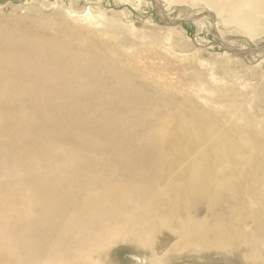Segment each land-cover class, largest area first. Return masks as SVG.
I'll return each mask as SVG.
<instances>
[{
    "label": "bare ground",
    "instance_id": "obj_1",
    "mask_svg": "<svg viewBox=\"0 0 264 264\" xmlns=\"http://www.w3.org/2000/svg\"><path fill=\"white\" fill-rule=\"evenodd\" d=\"M68 18L0 21V264H110L125 244L129 264H264V120L207 110Z\"/></svg>",
    "mask_w": 264,
    "mask_h": 264
},
{
    "label": "rangeland",
    "instance_id": "obj_2",
    "mask_svg": "<svg viewBox=\"0 0 264 264\" xmlns=\"http://www.w3.org/2000/svg\"><path fill=\"white\" fill-rule=\"evenodd\" d=\"M253 1L256 6L245 0H0V21L20 26L17 22L64 14L91 30L109 31L122 55L151 80L181 89L175 91L214 113L229 117L255 111L262 121L264 111L252 102L264 98V50L248 51L264 44V0ZM202 14L212 15L213 21L199 18L173 26L165 20L181 22ZM213 26L218 34L211 31ZM236 52L242 57H234ZM130 246L112 248L110 264H129L130 253L145 258ZM186 263L227 262L221 255L180 254L169 264Z\"/></svg>",
    "mask_w": 264,
    "mask_h": 264
},
{
    "label": "water",
    "instance_id": "obj_3",
    "mask_svg": "<svg viewBox=\"0 0 264 264\" xmlns=\"http://www.w3.org/2000/svg\"><path fill=\"white\" fill-rule=\"evenodd\" d=\"M163 14H164V12H162ZM191 21H193V20H184V21H181V22H177V23H171L173 26H175V25H180V24H182V23H184V22H191ZM220 40V39H219ZM262 49H264V45H263V47H261ZM258 49L259 48H256V49H252L251 51L252 52H257L258 51ZM234 57H235V55H234ZM242 57V56H241ZM240 56L239 57H236V58H241Z\"/></svg>",
    "mask_w": 264,
    "mask_h": 264
}]
</instances>
